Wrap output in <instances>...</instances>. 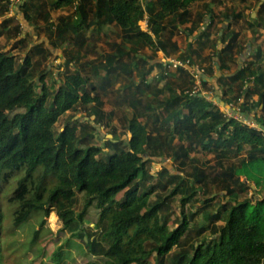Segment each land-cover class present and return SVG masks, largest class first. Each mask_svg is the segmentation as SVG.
Segmentation results:
<instances>
[{"label": "trees", "instance_id": "1", "mask_svg": "<svg viewBox=\"0 0 264 264\" xmlns=\"http://www.w3.org/2000/svg\"><path fill=\"white\" fill-rule=\"evenodd\" d=\"M75 1L25 0L19 6L27 24L46 25L53 50L67 46L65 78L56 90L45 83L47 70L39 76L41 85L34 80L35 69L52 55L44 42L31 46L18 66L15 55L0 46V198L9 209L8 215L0 212V264L11 232L8 227L7 234L5 220L15 230L35 212L43 215L42 228L44 218L54 212L62 231L80 238L87 234L86 250L97 259L88 264H264V197L257 198L264 190V50L258 46L254 60L233 71L245 48L238 42L239 33L230 29L241 16L224 14L229 22L221 21L225 27L212 39L214 10L206 4L203 12L192 13L190 5L196 0H152L145 7L141 0H78L71 15L52 24L50 10L73 7ZM9 12L10 0H0V37L3 31L9 38L20 36L15 46L22 47L28 44L26 36L21 37L20 22L10 28L14 17H8ZM145 14L148 32L140 27ZM106 26L118 29L122 39L109 43L110 52L102 54L97 44ZM178 33L198 42L196 49L190 43L189 58L200 59L208 50L203 57L209 65L199 67L209 78L222 73L221 102L230 107L231 116L201 93L191 95L196 82L183 67L168 74L156 65L161 73L150 82L154 67L140 52L150 49L183 60L186 52L174 39ZM90 55L94 58L86 60ZM32 56L41 61L33 63ZM118 84L120 104L133 111L126 146L108 140L113 152L107 154L90 143L96 128L74 117L59 132L54 130L62 115L92 105L95 122L107 124L114 111L105 113L103 96L114 94ZM201 85L217 93L203 78ZM198 150L213 154L215 164L207 170L195 166L192 185L165 169L157 176L164 179L169 172L171 180L146 185L153 177L147 157H172L178 171ZM236 159L238 165L231 162ZM171 184L173 190L162 195ZM199 192L209 196L199 208L203 225L198 230L190 226L188 216L194 213L184 210L177 228L171 229L169 200L181 194L185 207ZM79 193L81 213L76 210ZM93 207L101 210L100 218L86 233L84 217ZM39 236L35 230L30 245ZM51 258L53 264L61 263L62 249Z\"/></svg>", "mask_w": 264, "mask_h": 264}, {"label": "rangeland", "instance_id": "2", "mask_svg": "<svg viewBox=\"0 0 264 264\" xmlns=\"http://www.w3.org/2000/svg\"><path fill=\"white\" fill-rule=\"evenodd\" d=\"M205 1L207 0H196L195 2L191 3L190 11L194 14L203 12V8L206 5ZM212 4L214 9H217L218 15L216 16L217 18H219L215 23L214 29H212L211 31L215 36L223 26L221 21H224V19L226 18L224 14H228L229 16H241L238 20L233 19L230 29V32L235 31L239 33L238 42L245 48L244 54L237 57L236 65L233 66V71H236V69L244 65L245 62L254 60L255 51L258 46H262V49L264 50V0H220V3ZM77 5L78 0L75 1L73 7H66L59 10H50V18L52 24L58 25L59 19L63 16L71 15L72 12L75 11ZM8 15H13L14 17V23L10 24V28H13L17 23L20 22L22 31L21 37L26 36L28 44L22 47L18 45L15 46L19 41L18 39L20 38V36L18 37V39H13V36L9 38L8 31H3L4 33L0 37L1 48L4 50V52L15 55L16 63L18 66L23 62L24 58L29 55L28 53L31 46H36L44 42V47L48 48L51 51L52 55L50 54L46 61H43L41 65L35 69L34 80L38 85H41L39 76H41L42 71L44 72L45 70H47L48 74L45 76V83L51 88V90H56L65 78L64 51L66 50L67 46L64 45L57 50H53L48 40L50 33L48 32V30L44 29L46 25L43 22H41L39 26L33 23L27 24L24 21L22 14L16 17L17 15L14 14V11H11ZM1 21L2 18H0V23ZM225 21L229 22L227 19H225ZM259 23H262L263 26L259 27ZM219 24L220 26H218ZM249 24H252L253 26H249ZM0 30L2 31V27H0ZM91 31L86 33L87 37L91 36ZM102 32L105 35L97 44V51L98 53L104 54L110 52V48L108 46L109 43H112L114 41L120 42L122 38L121 32H119V30L113 26L104 27ZM185 36H187L186 33H178L174 38L176 39L179 47L186 52L183 56L184 59L182 61L189 60L191 62L190 65H195L196 67H199V65L204 67L208 66L209 61H207L203 57V55H206L208 51L204 52L200 59H196L193 55L191 58H189V51H191V49H189V46L187 45L188 41ZM14 40L16 41L14 42ZM140 53L148 62V66L154 67V70L149 77L150 82H153L161 73V69L155 67L156 65H162L164 67L163 71L168 74H173L177 70V68L172 66L169 61V58L175 59L173 57H163L159 54V52L154 54L150 49H143ZM31 58L33 63L41 61V57L32 56ZM93 58V55H90L86 60H92ZM74 69L75 67L72 66L70 71L73 72ZM197 69L195 68V70ZM199 69L200 71L203 70L202 67H199ZM186 70H188L189 73H191V71L193 72L191 68H187ZM219 72L220 71H218L215 76ZM137 77L138 76H136L135 78L136 83V80L138 79ZM94 80L95 79L93 78V81ZM195 82H197L196 79ZM163 85L164 82H161L158 87L161 88L163 87ZM118 89H120V91H118ZM121 91L122 89L119 88L118 84L115 87L114 94H111L109 92L108 95L103 96V99L105 101L103 110L105 111V113L114 111L113 117L107 120V124L100 125L95 122L96 116L94 115L92 105L90 110L80 109L75 113L68 112L67 114L62 115L56 122L54 130L56 132H59L74 117L75 120H82L85 123L90 122L96 128V131L91 132L96 137L93 138L90 143L94 146L101 147L105 152H107V154H112L113 152L111 148L107 147L108 140H112L114 142L122 141V145L126 146L129 138V120L133 115V111L129 106L120 104L121 99L118 95L121 94ZM202 91H205L206 94L213 96L214 99H212L214 103L219 105L220 108L222 107V110H224L228 116L232 115V113L230 112V107L228 105L222 102H217V100H215V96L216 94H218V92L214 93L211 88H202ZM128 93H131V91H129ZM150 97L151 96L148 95V99ZM51 102V99H49V103ZM140 110H143V106L140 107ZM244 122L252 127H257V125L252 124L247 120H245ZM175 142L177 144L179 143L178 141ZM146 161L148 171L151 175H153V177L146 183V185L148 186L157 185L158 182H161V184H166L169 180H171V175L169 172L179 174L181 177L186 179L185 181H187V185L190 186L194 181L191 173L194 171L195 166L199 167L200 169L207 170L206 168H208V166L215 164L214 155L203 150H198L197 152L193 153L189 157V159L186 160L187 166L185 168H182V170H178L180 172L177 171L178 168L177 164L174 162V159L172 157L168 158V156L166 155H159L153 158L147 157ZM231 162H234V164L238 165V159L232 160ZM161 169L169 171L164 179L157 176ZM173 188L174 184L168 185L167 190L161 192L162 195H168L173 190ZM214 191L216 192L217 189L212 188V192ZM251 195L252 192L249 191L248 196L250 197ZM260 195L257 196L258 199L260 197H264V190L260 192ZM124 197L125 191L119 193L116 199L118 201H122ZM181 197L182 195L178 194L169 200L171 214L169 213L170 215L167 220V225L171 229L177 228V224L182 220V213L185 210L189 214L194 213L193 217L188 216V222L190 223V226H194L195 229L198 230L204 223L202 214L199 212V208L202 205V200L206 199L209 196L205 197L199 192L185 207H183L182 205ZM152 198L155 199V195H153ZM78 200L79 202L77 204L76 210L78 213H81L83 208L82 193L78 194ZM0 212L7 215L9 214L8 206L2 198H0ZM100 214L101 210L95 207L91 208L90 211L86 214V216L84 217V227L86 229V233H89L90 228H93L94 225L99 221ZM42 219L43 215L40 212H35L28 222H25L20 228L15 230L10 227V224H8V222H10L9 219L7 218L5 220L4 224L7 234L8 227L11 232L9 233L6 241L7 246L3 250V264H53L51 257L59 249H62L63 259L61 263L57 264H88L91 261L97 260L96 258L88 255V252L86 250L88 241L87 234L84 238H80L69 231H62V223L54 212H52L47 218H44L45 224L43 228L40 225ZM223 220H225V216ZM35 230L40 231V236L38 238V241L34 245H30ZM206 235L209 236V234ZM152 262H155L154 258H152Z\"/></svg>", "mask_w": 264, "mask_h": 264}, {"label": "built area", "instance_id": "3", "mask_svg": "<svg viewBox=\"0 0 264 264\" xmlns=\"http://www.w3.org/2000/svg\"><path fill=\"white\" fill-rule=\"evenodd\" d=\"M24 1L25 0H10V11L13 10V7L20 6ZM146 1L150 2V0H142V4L144 7L146 5L145 4ZM148 21H149V17L147 14H145L144 19L140 22L141 29L147 32L149 31ZM169 61L172 64V66H174L175 68L183 67L185 69L191 68L193 70V72L191 71V73L197 82H196V87L192 91L191 95L201 93L203 96L207 97L209 101H213L214 99L213 96L206 94L205 91L204 92L202 91L201 80H202V75L204 74V70L200 71L199 67H196L195 65H190L191 63L189 61H182V60L172 59V58H169ZM195 68L196 69L198 68V69L195 70Z\"/></svg>", "mask_w": 264, "mask_h": 264}, {"label": "crops", "instance_id": "4", "mask_svg": "<svg viewBox=\"0 0 264 264\" xmlns=\"http://www.w3.org/2000/svg\"><path fill=\"white\" fill-rule=\"evenodd\" d=\"M44 1H47V2H49V1H51V0H44ZM53 1V0H52ZM150 1H152V0H150ZM141 2H142V0H141ZM206 2V4H209V6H210V8H213V10H214V13H215V16L216 15H218L217 13H218V11H217V9H214V7L212 6L213 4H211V3H209L208 1H205ZM146 3H148V1H146ZM145 3V4H146ZM193 5V4H192ZM61 9H63V8H61ZM204 9V8H203ZM191 10V9H190ZM14 11V14H16L17 16L16 17H18V16H20L22 13L20 12V10H19V6H15V7H13V10H12V12ZM11 12V11H10ZM9 17H13V15H8ZM234 16H236V15H234ZM209 19H210V16L208 17V20H207V22H206V24L208 25L209 23H210V21H209ZM219 18H217V16L215 17V21L217 22V20H218ZM230 21H232V18L230 19ZM2 22V21H1ZM218 26H220V24L218 25ZM214 27H215V24H214V26H213V28L212 29H214ZM225 26H222V28H224ZM203 30L205 29V28H202ZM215 37V35L214 34H212V36H211V38L213 39ZM185 38L187 39V45L189 46L190 45V43L192 44V47L193 48H197V44H198V42L196 41V39H192V38H189L188 36H185ZM175 41H176V39H175ZM179 42V41H178ZM182 50V52L184 51L183 49H181ZM206 51H208L207 49L205 50V52ZM159 54L160 55H162L163 57H167L163 52H159ZM168 58V57H167ZM215 60H217L216 58H215ZM209 84H211L213 87H214V85L212 84V83H209ZM253 99L254 100H257L258 99V97L257 96H254L253 97Z\"/></svg>", "mask_w": 264, "mask_h": 264}, {"label": "water", "instance_id": "5", "mask_svg": "<svg viewBox=\"0 0 264 264\" xmlns=\"http://www.w3.org/2000/svg\"><path fill=\"white\" fill-rule=\"evenodd\" d=\"M222 76V74L219 72L215 77L213 78H209L207 77L205 74L202 75V78L204 81L208 82V83H212L214 85V88L217 90L218 92V96L216 97L217 102H221V97L220 95L222 94L220 87L218 85V79ZM264 131V128H263Z\"/></svg>", "mask_w": 264, "mask_h": 264}]
</instances>
